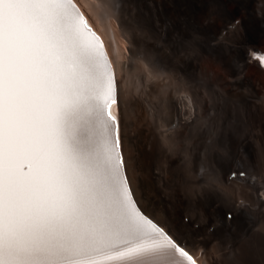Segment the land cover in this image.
I'll return each mask as SVG.
<instances>
[{
    "label": "snow or ice",
    "instance_id": "6c2138e0",
    "mask_svg": "<svg viewBox=\"0 0 264 264\" xmlns=\"http://www.w3.org/2000/svg\"><path fill=\"white\" fill-rule=\"evenodd\" d=\"M115 7L96 0L113 22ZM155 7L150 0L145 15L132 18L140 42L179 49L188 37ZM240 26L228 27L235 33ZM142 50L138 79L155 93L148 110L163 142L174 149L186 128L192 138H207L206 153L217 150L218 128L201 117L199 97L164 71L153 49ZM256 59L264 68V56ZM123 69L80 0H0V264H200L187 241L135 197L121 133ZM205 172L206 184L215 185L214 172ZM237 176L247 173L230 174Z\"/></svg>",
    "mask_w": 264,
    "mask_h": 264
},
{
    "label": "bare ground",
    "instance_id": "6f19581e",
    "mask_svg": "<svg viewBox=\"0 0 264 264\" xmlns=\"http://www.w3.org/2000/svg\"><path fill=\"white\" fill-rule=\"evenodd\" d=\"M130 1L136 2L143 17L150 0ZM80 3L90 15L94 30L105 44L109 42L117 68L123 64V70L128 72L129 64L121 60L119 35L113 20L99 14L96 0H80ZM114 3L112 16L119 24L120 33L130 44L136 43L138 37L130 26L127 0H114ZM157 9H160L161 21L174 15V25L188 33L187 37L195 36L200 42L197 50L189 54L149 41V46L160 47L153 55L161 59L172 74L180 71L192 74V78L196 75L198 80L188 84V94L199 97L203 105L202 118L207 119L206 112L216 106V88L225 95H238L237 104L246 121V130L241 135L245 139H220L219 148L208 153L205 152L207 139H177L176 144H183L186 154L182 157L178 150H169L163 142L161 124L154 119V112L148 110L155 95L152 87L138 79L139 91L136 92L130 90L124 80L121 133L135 197L147 215L186 240L188 250L202 264H264V199L261 198L264 194V76L255 78L245 72V68L255 64L264 70L258 60L254 62L252 58L253 52L264 41V0H156L152 11L157 12ZM180 10L192 14L193 22L176 20L175 14L183 12ZM235 20H240L241 26L234 33L228 26ZM148 26H152L151 22ZM204 30H225L228 35L216 36V42L207 47L202 35ZM171 51L174 52L172 58L169 57ZM143 66L141 63L139 71L137 69V78ZM213 66L223 71V80L210 76ZM176 118L177 112L173 108L168 113L169 123L175 122ZM234 145L243 150L240 152L244 156L241 161L231 164L229 155ZM191 156L200 161L199 171L203 168L214 172L215 185L209 187L206 184L207 172L202 174L190 168ZM181 160H185V170L177 167ZM233 171H245L247 176L231 178ZM240 199L245 200V206H239ZM228 212L232 213L230 221L226 218ZM185 216L189 218L188 223ZM238 231L243 237L235 241L239 237ZM183 264L187 262L183 261Z\"/></svg>",
    "mask_w": 264,
    "mask_h": 264
},
{
    "label": "rangeland",
    "instance_id": "374dc122",
    "mask_svg": "<svg viewBox=\"0 0 264 264\" xmlns=\"http://www.w3.org/2000/svg\"><path fill=\"white\" fill-rule=\"evenodd\" d=\"M127 7H128V15H129L130 26L133 29L134 34H135L136 33L135 27H134V25H132L131 21H132V18H133L134 15L141 16V14H140L141 11L137 12V9L139 8V6L136 4V2L134 3V2H132L130 0H127ZM180 11H183V12H180V13L177 12L175 14V17H176L175 19L176 20H178L180 22L185 21V20H187L188 22L190 21V23H191V21L193 22L192 14H190L189 12H187L185 10H180ZM145 13H144V15H145ZM173 16L166 17L164 19V21L165 20L173 21V19H174V18H172ZM180 19H182V21ZM150 22H151L150 20H146L145 21V23H147L148 25H150ZM113 24H114L113 26H114L116 32L118 31L117 35H119V36H117V39H119L118 40V44H119V47H120V51L122 53L121 60H122V62L128 63L129 64V68H130V70L128 72H125L123 70V75L125 77L127 85H129V87H130L129 89L137 92V90H138V87H137V85H138L137 84V82H138L137 74L139 73L138 71H139V67L141 66V63H144V56L146 54L142 49L145 48V47L151 48V49H153V53H155L158 48L160 49V47L153 48V46H151V44H150V46H151L150 47L148 42H147V45L145 46L144 44H142L140 42L139 38H138V41L136 43L130 44L127 41V39H125V37L120 33V30L118 29L119 28L118 27L119 24L117 23L116 20H115V22ZM177 27H180V26L177 25ZM213 32L214 31H206V30H204L202 32V35L205 37V40H204L205 46H207V47L209 46V44H212V43L216 42V40L214 39L216 36L220 37L222 35L223 37H226L228 35V32L225 31V30H223L224 33L222 32V30L221 31L220 30L219 31H215L214 33ZM181 33L184 36L187 37L188 33H184L183 31H181ZM136 36L138 37L137 33H136ZM198 42H200V40L197 37L190 36L186 40V43L182 47H180L179 49L182 50V51H186L189 54H192V53H194L197 50L198 45H199ZM159 46H161V44ZM106 47H107V49H108V51L110 53V58L112 59V61L115 60V57H113L114 54H112L113 52H112V49H111V46H110L109 42H106ZM259 50L264 52V41L262 43H260ZM169 53H170L169 57L172 58L173 55H174V52L171 51ZM254 62H256V60H254ZM113 63L115 65V61H113ZM135 67H136V69H135ZM137 69H138V71H137ZM167 69H168V66H167ZM167 69L164 67V70L166 72L172 74V71L171 70H167ZM210 69H211L210 70V76L211 77L213 76L212 78L218 79V81L224 79L225 75H224L223 71L219 70L216 66H213ZM211 71H213L212 75H211ZM179 72L180 71H177V73L175 72L176 76L180 77V78L182 77V79L185 80L187 82V84H193V82L195 83V81L198 80L196 78L195 74H194L195 77L192 78V74H190V73L180 72V74H179ZM205 72L203 74H201V75H204ZM245 72L249 73L252 77H255V78H261L262 79L263 76H264V70H262L260 67H258L257 64L245 68ZM177 74H179V75H177ZM192 79H194V80H192ZM228 95L229 94L225 95V93L219 92L217 90V88H216V93H215V96H214L216 106L211 107V108H214V110L209 108V109H211V111L208 110V112H206L207 113V119L210 118L211 120H213L215 122L217 128H218V133H217L218 141L220 139H240L241 135L246 130V125H245L246 121L244 119V115L242 114V111H241V109L239 108V106L237 104L238 103L237 100L239 99L238 95H236V94L229 95V96ZM209 114H210V117H209ZM165 127L170 128L171 124L168 122V123L165 124ZM177 139H207V138L206 137H203V138H199V137L192 138L189 135V133L187 132V130H185L182 134H179ZM241 139H245V138L243 137ZM232 148L233 149H231V152H230V155H229V160H230L231 164H234L236 162L241 161V158L243 159L244 155L240 152L241 148L238 145L237 146L234 145V146H232ZM174 149L178 150L180 152V154L182 155V157L186 156V154H185V152L183 150V144H180V143L176 144ZM235 150H236V152H235ZM231 153H232V158H231ZM192 155H194V152L192 153ZM233 160H234V162H233ZM190 161H191V164L189 165L190 168L192 167V169H195L194 171L197 170L198 172H201V171H199V167H198V165H200V161L197 160V158L195 156H191ZM177 167L180 170H182V169L185 170V160L184 161L181 160V162L179 163V165ZM243 168H245V167H243ZM240 232L241 231H238L239 237L236 238L235 241H240L241 238L243 237L242 232L241 233ZM196 259L198 261L200 260L197 257H196ZM200 263L202 264L201 261H200Z\"/></svg>",
    "mask_w": 264,
    "mask_h": 264
}]
</instances>
